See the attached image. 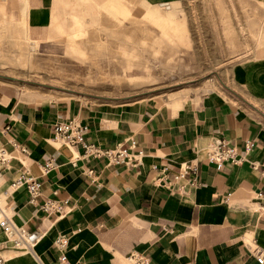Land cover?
Returning <instances> with one entry per match:
<instances>
[{"label": "crops", "instance_id": "obj_1", "mask_svg": "<svg viewBox=\"0 0 264 264\" xmlns=\"http://www.w3.org/2000/svg\"><path fill=\"white\" fill-rule=\"evenodd\" d=\"M112 1L0 0V16L37 55L47 42L65 57L74 18ZM253 51L234 87L187 102L175 92L164 105L28 100L0 82V200L41 234L31 255L0 229V264H128L132 252L147 264H260L264 38ZM146 103L157 108L134 120L116 112Z\"/></svg>", "mask_w": 264, "mask_h": 264}, {"label": "rangeland", "instance_id": "obj_2", "mask_svg": "<svg viewBox=\"0 0 264 264\" xmlns=\"http://www.w3.org/2000/svg\"><path fill=\"white\" fill-rule=\"evenodd\" d=\"M86 13L74 18L79 32L65 57L47 42L40 44L44 57L37 55L25 33L0 16V82L28 100L162 103L186 92L187 102L234 87V70L264 38V0H114ZM147 106L157 108L146 103L116 112L134 120Z\"/></svg>", "mask_w": 264, "mask_h": 264}, {"label": "bare ground", "instance_id": "obj_3", "mask_svg": "<svg viewBox=\"0 0 264 264\" xmlns=\"http://www.w3.org/2000/svg\"><path fill=\"white\" fill-rule=\"evenodd\" d=\"M25 39L28 40V37L26 36V34H25ZM58 138L61 140V141H58V143H61L63 139H61L60 137H58ZM62 143H64V142H62ZM4 160L5 159L3 158V153L1 152L0 153V162H2ZM16 184H18V182H16ZM4 216H6L9 219V223L10 224L8 225L7 231L5 232V234L9 237V239L11 240V242L13 241L12 242L13 243V248L15 250H17V251H21L22 253H26V254L28 253V254H31L32 255L33 250L35 248V244L39 241V239L41 237V234L40 233H37L36 234V241L35 242L32 241L29 238V236H28V232L26 231V228L23 227L22 225H19V224L15 223L13 221V219L8 215V213L6 211V207L3 206V203L0 200V220H2L4 218ZM132 255H135V257H137V255L135 254V252H132V253L128 254L126 256V260H127V263L128 264H135V258H133ZM258 259H261V263L258 261ZM257 261L260 264H264V254H260L259 253L258 256H257Z\"/></svg>", "mask_w": 264, "mask_h": 264}, {"label": "built area", "instance_id": "obj_4", "mask_svg": "<svg viewBox=\"0 0 264 264\" xmlns=\"http://www.w3.org/2000/svg\"><path fill=\"white\" fill-rule=\"evenodd\" d=\"M60 131L65 133L66 129L65 130L60 129ZM217 157H218V155H217ZM9 224H10L9 219L6 216H4V218L2 220H0V229L3 230L5 233L7 231V227ZM36 234H37V232H31V233H28V236L32 241L35 242L36 241ZM132 256H133V258H135V264H147L143 259L139 258L138 256L137 257H135V255H132ZM258 261L261 263V259H258Z\"/></svg>", "mask_w": 264, "mask_h": 264}]
</instances>
